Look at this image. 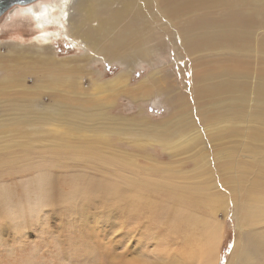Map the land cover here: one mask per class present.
I'll list each match as a JSON object with an SVG mask.
<instances>
[{"label": "bare ground", "instance_id": "bare-ground-1", "mask_svg": "<svg viewBox=\"0 0 264 264\" xmlns=\"http://www.w3.org/2000/svg\"><path fill=\"white\" fill-rule=\"evenodd\" d=\"M12 13L27 17L36 33L33 49L23 47L22 55L36 56L30 58L27 67L23 68V63L19 61L24 58L18 56L13 65L8 59L15 51H9L6 55L0 53V95L6 89L12 90L19 77L25 79L29 74L38 78L36 84L40 85L39 88L49 84L56 86L65 78V81L70 80L71 88L78 90L83 76L78 74L80 68L92 70L93 66L100 63H117L123 67L118 76L113 81L98 83L94 88L99 90L94 96H111L106 93L112 92L115 86L129 84L137 68L149 62V54L167 51L173 57L170 66L161 64L172 68L169 74L166 67L154 68L133 88L139 93V98L143 96V102H146L161 95L163 97L167 91L165 86H170L173 94H167L164 98L169 114L160 121H151L143 114V110L137 116L118 118L106 116L105 111L89 107L79 114L78 109L72 111V107L63 105L57 93L54 94L53 102L54 115L59 119L103 120L107 123L106 127H116L117 134L122 137L142 138L152 143L150 147L158 145L162 151H170V162L153 166L155 173L162 179L149 186L165 195L167 201L154 203L151 196L142 193L144 183L134 182L131 185L129 175L126 176L129 179L126 189L120 186L112 189L104 184H120L122 179L118 175L140 169L135 156L120 153L117 158H127V161L117 162L116 158H111L115 170L113 173L105 172L109 177L94 178L92 185L77 179L83 183L77 186L73 179L66 202L75 209L78 202L93 201L95 196L102 194L110 197H103L110 203L98 207V211L102 208L105 210L94 220L97 224L108 223L109 229H104V233L113 236H109L110 243L136 241L143 257L136 260L135 264H217L221 245L218 226H212L211 221L203 223L196 214L202 206L198 201L210 203L209 190H217L212 169L216 167L225 171V178L221 182L229 184V189L238 195L241 188L236 183L242 184L248 180L238 177H247L248 169L253 182L247 191L264 197V152L259 150L260 146L264 147V62L258 60L259 55H264V0H36L32 4L12 7ZM62 34L77 50L80 59L57 64L52 45ZM175 44L184 53L195 49L212 50L214 61L220 69L203 75L194 73L192 63H183L181 52ZM252 44L256 46L255 49ZM248 49L255 52L253 70L245 68L246 62L241 58V53ZM225 55L231 59L225 58ZM194 62H199L200 67L205 68L204 61L197 58ZM154 64L151 65L154 67ZM74 66L77 68L73 69ZM175 68L183 76L181 82L184 93L170 79L172 76L178 78ZM21 69L22 73L17 74L16 71ZM94 72L92 70L88 74ZM152 86H156L157 90L150 93ZM83 93L90 95L85 91ZM148 93L152 95L151 99H146ZM86 103L95 104L93 100ZM246 118L261 121L263 127L256 129L249 142L244 144L246 155L238 157V153L231 149V141L227 142V137H235V132H225L216 123L231 125ZM203 126L211 131L210 142L216 147L213 164H210V156L199 130ZM2 130H7L5 124H0V132ZM51 141L57 149L60 148L61 142ZM182 144L188 145L193 152L194 169L190 173H183L181 168L171 163L176 157L177 147ZM32 146L25 142L23 153L28 154V147ZM249 152L252 159L249 158ZM9 155L10 160L0 164V175L12 170L20 160L13 152ZM151 157L148 155V160ZM27 172L28 176L20 178L23 179L20 183L21 195L5 181L0 184V221L11 225L17 233L31 225L43 227L41 231L45 239L42 236L41 243L45 247L52 237L47 235V221L54 207V184L44 176L46 173L43 170L41 174L38 170ZM158 205L166 208L159 211L155 207ZM239 206L235 208L238 236L228 264H264V231L260 229L264 226V205L257 204L254 199H246ZM82 209L81 212H90L88 205ZM207 225L211 227L209 233L205 234ZM90 228L86 231L88 238L93 236ZM126 228L129 230L124 233ZM2 229L4 226L0 227V232L4 233ZM205 236L212 237L207 250ZM148 240L150 243L143 244V241ZM41 243L35 246L40 247ZM101 256L102 251L99 254ZM100 261L105 264L103 259Z\"/></svg>", "mask_w": 264, "mask_h": 264}, {"label": "rangeland", "instance_id": "rangeland-1", "mask_svg": "<svg viewBox=\"0 0 264 264\" xmlns=\"http://www.w3.org/2000/svg\"><path fill=\"white\" fill-rule=\"evenodd\" d=\"M11 9L0 18V53L6 55L9 51H15L11 55L12 57L8 58L12 61L11 65L20 56L25 59L19 61L23 63L21 66L25 68L29 64L30 58L33 59L36 55H22L23 47L33 49L32 42L35 40L36 33L32 26H30L31 23L27 17L21 14H11ZM52 46L57 56V64L80 59V55L76 54L77 50L73 48V45L63 34ZM175 47L181 52L183 63H192L194 73L199 72L197 74L203 75L205 73L217 72L220 69V66L214 61V52L212 50L199 51L195 49L184 53L182 49L178 48L177 44H175ZM252 47L253 49L256 48L254 44H252ZM253 49L244 50L245 53L244 51L241 53L242 61L246 62L245 68L252 70L255 57ZM19 52L21 55H19ZM197 58L206 63L205 68L200 67L199 62H194ZM225 58L231 59L228 55H225ZM148 59L149 62H144L137 68L129 84L123 85V87L122 85L115 86L112 92L106 93V95L111 96H94L99 92L97 88H94L98 83L113 81L118 76L117 74L123 67L117 63L111 65L100 63L97 66H93L92 70L95 72L91 75L88 74L92 71L91 69L80 68L78 74L84 77L82 76L81 78L78 90H75V87L71 88L69 86L70 80L67 79L65 81V78L61 79V82L56 86L49 84L39 88L38 86L40 85L36 84L38 78L33 74H29L25 79L18 76L19 78L15 87L12 90H4L3 95H0V124L7 126L5 132L3 130L0 132V164L7 163L10 160L11 155L9 154L11 152L15 153L20 159L18 164L15 163L17 165L12 170L6 171L12 172V174L5 172L0 175V184L5 181L4 183L12 185L13 189L21 195L22 187L20 183L23 179L20 180V178L28 176L29 172L27 171L34 170L40 171L39 174L43 170L46 173L44 176H47L54 184L52 185L54 207L48 219L51 222L47 221L49 228L47 229V235L52 236H50V242L45 247L41 243L42 236L45 239L44 233L41 231L43 227L40 228L37 225L27 226L29 229L26 228L24 231H18L19 233L22 232V236L20 237L15 228H12L11 225L8 226L5 221H0L2 225L0 227L4 226V229H2L4 233L0 232V243L2 242L0 250H3L0 252V262H3L1 264H102L100 261L102 259L105 264H135L136 260L142 259L143 256L140 254L141 247L137 245L136 241L125 240L120 244L110 243L109 241L113 236L104 233L109 229L108 223L97 224V221H95L99 213L105 210L102 208L98 211V207L110 203L103 197L108 199L110 197L101 194L95 196L96 198L90 201L91 203L88 201L78 202V210L77 206H74L75 209H73L70 207V204H67L68 192L70 191L73 179H75V185L77 186L78 183L83 184L77 181V179H82L87 181L89 185H92L94 178L109 177L110 175L105 174V172L113 173L115 170V165L112 164L110 159L116 158L117 162L127 161V158L120 159L117 157L120 153H128L136 157L140 169L130 170L124 175H118L122 179L120 184L115 182H105L104 184L112 189H115L117 186L126 189L129 182L126 176L129 175L132 180L131 185L134 182H138L139 184L141 182L144 183L142 193L151 196L154 199V203L157 201L161 202V200L166 202L167 198L165 195L149 186L162 179L159 174L155 173L153 166L161 162H170L172 154L170 151H162L158 145L150 147L152 143L145 139H132L129 136L122 137L120 134H117L116 127L112 125L106 127L105 124L107 123L103 120L98 121L96 118L91 120L70 119L69 117L59 119V117L54 115L55 107L53 106V102L54 94L57 93L61 96L63 105L72 107V111L78 109L79 114L83 113L88 107L105 111L106 116L115 118L120 116H137L143 110V114L151 121H160L169 114L168 105L164 98L167 94H173L170 86H165L167 91L164 92L163 97L161 95L158 98L152 99V101L146 102H143V96L139 98V93L134 91L133 88L147 75L151 74L154 68L158 69L162 65L170 66L173 63V57L166 51L162 54L157 52L149 54ZM258 60H263L262 62H264V55H259ZM75 62L73 65H75ZM152 63H155L154 67L151 65ZM163 66L161 69L166 67ZM169 66L166 67L167 74L172 70ZM76 68L74 66L73 69ZM22 70H17V74L22 73ZM99 71L102 77H100ZM175 73L178 74L180 81L174 76L170 77V79L176 84L177 89L184 93L185 88L181 82L183 76H180L176 68ZM98 78H101V80L98 81ZM151 89L150 93L156 91L157 87L155 86L154 88L152 86ZM82 90L90 95L84 94ZM150 93L147 94L146 99L152 98ZM58 98L60 97L58 96ZM88 100H93L95 102L94 106L86 103ZM230 124L216 123L225 132H235V137H227V142L231 141V149L238 153V157L242 154L246 155L244 144L246 145L249 142L251 134L256 129L263 127L262 122L246 118L241 122H232ZM199 130L204 139L205 149L210 156V164H213L216 147L210 142L211 131L206 129L205 126L200 127ZM51 140L61 142L60 148L57 149L56 144ZM25 142L33 145L32 147H28L30 149L28 154L23 153ZM259 150L264 152V147L260 146ZM252 153L253 155L255 154V152ZM175 154L176 157L173 158L171 163L176 167L178 166V169L181 168L183 173L192 172L194 169L193 152L190 151L189 146L185 144H182L180 147L178 146ZM148 155H152L150 160H148ZM249 158L252 159L250 152ZM249 169L251 170L250 167ZM212 171H214L216 179L214 183L217 190H209L210 203L206 201L202 202V200L198 201L202 206L199 213L196 214L203 223L211 221L212 226H218L217 231L221 238V245L217 264H228L230 253L238 236V216L236 215L235 208L240 207L239 204L244 203L246 199H254L257 204L264 205V197L258 194L252 195L250 190L247 191L248 188H251L253 182L248 169L247 177H238V179H248L242 184L236 183V186L241 188L239 195L229 189V184L221 182L225 178V171L216 169V167ZM26 172L27 174H25ZM87 205L90 212L89 210L81 212L83 210L82 207ZM182 206L185 205L183 204ZM155 207L159 211L166 208L164 205ZM94 209L98 212L94 211ZM116 213H119V211ZM242 215L244 216V214ZM88 222L90 224H87ZM36 226L37 229L35 228ZM210 227L206 226L205 234L209 233ZM89 228L93 230V236L88 238L86 231ZM127 229H124V233ZM260 229L264 231V226ZM219 236L217 235L218 238ZM203 238L207 250L212 237L205 236ZM39 243H41L40 247L35 246ZM148 243H150V240L143 241V244ZM212 245H210V248H212ZM101 251L102 256L99 257Z\"/></svg>", "mask_w": 264, "mask_h": 264}, {"label": "water", "instance_id": "water-1", "mask_svg": "<svg viewBox=\"0 0 264 264\" xmlns=\"http://www.w3.org/2000/svg\"><path fill=\"white\" fill-rule=\"evenodd\" d=\"M36 0H0V18L13 6L23 5Z\"/></svg>", "mask_w": 264, "mask_h": 264}, {"label": "flooded vegetation", "instance_id": "flooded-vegetation-1", "mask_svg": "<svg viewBox=\"0 0 264 264\" xmlns=\"http://www.w3.org/2000/svg\"><path fill=\"white\" fill-rule=\"evenodd\" d=\"M35 1H32V2H28V3H26V4H23V5H15V6H25V5H28V4H32V3H34ZM15 6H13V7H15Z\"/></svg>", "mask_w": 264, "mask_h": 264}]
</instances>
